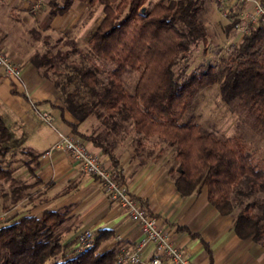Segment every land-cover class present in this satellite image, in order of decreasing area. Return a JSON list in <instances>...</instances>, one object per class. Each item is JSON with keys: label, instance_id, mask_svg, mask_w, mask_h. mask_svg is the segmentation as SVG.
<instances>
[{"label": "trees", "instance_id": "1", "mask_svg": "<svg viewBox=\"0 0 264 264\" xmlns=\"http://www.w3.org/2000/svg\"><path fill=\"white\" fill-rule=\"evenodd\" d=\"M75 1L103 5L104 16L88 38V50L82 52L73 42L70 50L58 48L53 55L55 45H49L28 60L43 77L52 80L55 74L53 83L64 103L58 108L71 133L100 147L122 182L120 152H129L144 164L150 159L166 163L163 154L172 150L168 154H173L176 164L168 173L177 192L190 196L206 186L209 204L221 215H234L237 236L264 248V170L260 163L241 137H219L199 124L181 122L199 90L219 83L222 99H238L247 105L254 126L264 133V25L242 37L233 49L232 65L219 71L210 62L201 63L186 73L176 66L192 45L206 42L199 0L158 1L148 6L146 0H49L50 17L65 14ZM234 15L233 26L239 22L238 14ZM33 33L36 39L41 37L38 31ZM72 53L78 57L68 59ZM95 58L114 64L103 78ZM128 69L138 72L132 92L122 79ZM65 111L75 122L64 118ZM94 116L102 128L80 131L79 124ZM23 141L0 114V197L8 196L0 208L24 198L30 187L19 185L7 160L19 152ZM28 154L36 160L35 154ZM24 165L35 176L34 165ZM64 220L63 212L49 210L40 216L22 215L0 226V264H117L118 247L101 248L113 238L106 229L97 231L92 247L68 255L74 241L62 243L58 231Z\"/></svg>", "mask_w": 264, "mask_h": 264}, {"label": "crops", "instance_id": "2", "mask_svg": "<svg viewBox=\"0 0 264 264\" xmlns=\"http://www.w3.org/2000/svg\"><path fill=\"white\" fill-rule=\"evenodd\" d=\"M6 1L25 11L22 18L27 23L26 13L33 0ZM21 62L22 88L19 90L0 71V98L6 102L3 104L5 114L1 115L11 126L14 136L22 137V145L36 155V164L32 165L35 176L25 166L14 167L13 177L20 182L19 185H30L27 195L14 203L11 209L22 210L25 206L27 211L14 219L27 214L40 216L49 210L61 211L65 218L59 228L63 244L73 241L85 229L94 230L96 235L98 230L106 229L113 238L103 243V250L113 246L118 247L119 253L132 249L140 238L139 227L109 200L101 182L84 173L65 151L53 150L45 155L57 139L56 130L70 133L71 128L61 117L58 108L61 97L53 83L41 77L28 60ZM12 89L17 91L16 95ZM40 113L49 114L51 124L46 123ZM64 118L75 122L67 112H64ZM84 123L79 124V130ZM84 144L111 167L109 158L100 147L90 141H84ZM118 155L129 191L146 203L172 242L193 264H264L263 248L251 239L237 236L233 230V218L219 214L209 204L206 188L190 196H182L177 192L164 162L149 160L143 164L129 152L122 151ZM6 185L8 182L4 183ZM4 198L8 196L0 197V204ZM21 203L23 206L19 207ZM152 250V245H149L142 254L143 259L151 257Z\"/></svg>", "mask_w": 264, "mask_h": 264}, {"label": "rangeland", "instance_id": "3", "mask_svg": "<svg viewBox=\"0 0 264 264\" xmlns=\"http://www.w3.org/2000/svg\"><path fill=\"white\" fill-rule=\"evenodd\" d=\"M8 1L10 2V0ZM48 1L41 0L42 7L37 11L29 9L26 13L28 16L27 23H25L22 18L25 11L20 10L19 6H11L6 0H0V48L20 66L21 60H29L36 52H45L49 45H55V48L52 49L53 55H55L58 48L63 51L70 50L73 42L75 47H78L82 52L87 51L88 38L104 16L103 5L95 3L89 6L87 3L75 1L74 3L77 4L72 5L65 14L50 17ZM158 1L167 3L169 0H146L144 5L148 6ZM199 4L201 6L199 19L206 29V42L199 41L195 47L192 45L191 51L176 66L178 71L185 69L186 73H190L201 63L209 62L219 71L224 66L232 65L233 49L244 36L238 32L237 25H232V21L236 18L234 14H239L240 7H226V5L220 4L216 0H199ZM33 31H38L41 37L36 39ZM77 57L78 53H72L68 59ZM95 63L100 69H103L100 75L101 78L105 77L106 72L114 67L111 60L95 58ZM57 65L60 66V64ZM60 68L62 69L63 66L61 65ZM38 73L43 77L39 70ZM51 75L52 80L46 79L53 83L55 74ZM137 77L138 72L130 69L122 75L123 82L130 92L134 89ZM7 78L14 82L17 90L22 88L21 79ZM60 97L62 106L64 103L61 94ZM4 103L6 102L2 98L0 100V114L3 115L5 114ZM65 112L69 113L68 111ZM72 118L75 120L73 116ZM41 121L43 122V120ZM181 122L199 124L203 129L211 131L219 137H241L247 149L254 156L255 161L259 162L264 170V133L254 126L253 116L250 114L247 105L238 99L231 102H225L222 99L219 83L202 87L199 90L198 95L191 101L183 114ZM94 128H102L95 116L89 117L80 131L91 133ZM18 149L19 152H16L13 157L7 158L11 161V167L25 166L24 162L35 165V161L31 160L32 158L28 154L30 152L29 148L22 145ZM168 151L172 150L168 149ZM168 151L163 154V158H167L166 169L176 164L172 162L173 154H168ZM156 154L155 152L154 155ZM202 188H206V186ZM22 206L23 203L19 205V207ZM11 209H13L11 203H7L6 208H0V214L5 212L8 219L5 223L1 222L0 226L13 221L17 215L27 211L25 206L22 207V210ZM235 209H238L237 206ZM229 216L233 218L234 225V215L230 214ZM73 241L74 243L67 250L70 256L80 253L76 248V237Z\"/></svg>", "mask_w": 264, "mask_h": 264}, {"label": "built area", "instance_id": "4", "mask_svg": "<svg viewBox=\"0 0 264 264\" xmlns=\"http://www.w3.org/2000/svg\"><path fill=\"white\" fill-rule=\"evenodd\" d=\"M226 7H240L238 14L239 22L237 30L245 35L250 29L264 25V0H216ZM41 0H33L30 5L31 11L41 8ZM0 71L7 77L21 79V66L0 48ZM41 114V113H40ZM42 119L51 124L49 114H41ZM57 131V139L45 155L53 150H62L69 154L72 160L79 165L81 170L96 177L103 185L109 200L133 223L139 227L140 238L132 249L121 251L116 258L117 264H193L184 251L175 245L167 231L163 229L154 215L149 212L139 199H137L122 182L111 167L105 165L97 154L92 153L84 142L73 133ZM7 214H0V223L6 222ZM95 231L85 229L76 236V248L78 252L93 246ZM152 245V256L143 259V252Z\"/></svg>", "mask_w": 264, "mask_h": 264}]
</instances>
